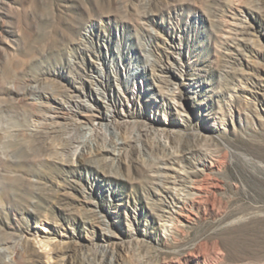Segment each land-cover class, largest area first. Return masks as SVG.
Listing matches in <instances>:
<instances>
[{
    "label": "rangeland",
    "instance_id": "374dc122",
    "mask_svg": "<svg viewBox=\"0 0 264 264\" xmlns=\"http://www.w3.org/2000/svg\"><path fill=\"white\" fill-rule=\"evenodd\" d=\"M91 71L129 129L220 160L179 230L163 187L191 159L161 186L133 146L64 158L63 127L32 130ZM263 93L264 0H0V264H264Z\"/></svg>",
    "mask_w": 264,
    "mask_h": 264
},
{
    "label": "bare ground",
    "instance_id": "6f19581e",
    "mask_svg": "<svg viewBox=\"0 0 264 264\" xmlns=\"http://www.w3.org/2000/svg\"><path fill=\"white\" fill-rule=\"evenodd\" d=\"M105 76L104 71L100 74L91 71L85 79L88 85H84L85 87L75 86L77 89L72 91L77 93L69 94V97L64 101H53V104L46 105L44 112L36 114L32 130L35 133L45 131L53 134L63 127L62 131L64 130V132L61 134V140L59 139L58 149L65 156L64 158L76 155L80 160L85 157L86 153L96 149L116 156L120 153L121 148L133 146L138 152L137 156L143 157L142 159L145 160L144 164H146L149 174L153 178L155 177L157 181L155 182L161 186L169 175L168 170H172V167L169 166L170 163H182L184 159H191L190 161L195 165L189 166L182 163L180 169L173 168V171L176 172L174 180L171 181L173 186L164 185L163 187L165 192L174 190V195H171L170 199L175 207L173 209L175 215L172 214L174 220H171L170 228L173 229L170 230L171 233L179 230L178 228L183 226V222L188 224L194 219L192 215L195 214L194 207H202L203 210L208 208L206 203L211 201L206 193L207 185L211 179L209 172L218 166L220 160L212 151L195 143L183 147L174 146L169 137L172 134L163 128L148 126L138 130L129 129L130 121L118 115V111L111 108L106 100L108 98L114 102L112 94L107 89L100 88L96 83V81H102ZM164 93L172 94V91L166 89ZM87 97L95 102L94 106L87 102ZM258 119L264 121V109ZM192 157H195L194 160ZM210 206L213 207L212 202ZM162 225L164 229L169 228L167 223ZM43 245L46 248V245ZM252 261L254 262V260ZM259 261H255L256 264H260ZM152 262L145 259L142 264L156 263Z\"/></svg>",
    "mask_w": 264,
    "mask_h": 264
}]
</instances>
